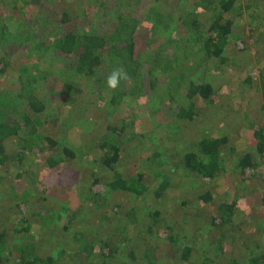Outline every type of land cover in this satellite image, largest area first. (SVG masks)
Instances as JSON below:
<instances>
[{"label": "trees", "instance_id": "trees-1", "mask_svg": "<svg viewBox=\"0 0 264 264\" xmlns=\"http://www.w3.org/2000/svg\"><path fill=\"white\" fill-rule=\"evenodd\" d=\"M0 1V168L6 171L12 162L23 163L27 153H37L46 173L55 172L54 184L43 183L51 186L42 191L36 182L44 179V172L33 170L36 179L28 183L21 181V174L10 178L0 174L1 186H16L17 180L22 186V193L6 187L0 192V264H161L155 248L160 243L165 254L169 251L172 264H264V250L258 247L236 256L225 250V244L231 241L225 233H219L204 247L197 232L191 233L186 227L194 216L189 211L192 204L201 210L209 207L216 227L230 225L234 203L219 202L199 185L204 178L213 181L224 174L226 135L201 136L179 152H167V142L154 146V152L139 158L144 163L142 170L103 181L102 192L92 189L98 171L114 170L127 158L122 151L124 127H117L109 121L111 117H106L101 132L89 134L79 146L69 144L64 135L74 126H96L84 116L72 114L74 104L84 107L95 102L91 104L98 110L111 114L110 110L123 100L134 102L139 96H148L157 87L160 74L177 68L179 90L170 97L181 96L176 116L184 122L197 118L201 113L198 103L213 102L220 95V86L202 81L200 60L212 56L225 62L234 24L232 15L240 7L238 0H202L204 6L195 12L180 10L186 3L180 0L173 18L166 0H109L113 5L109 9L108 0H68L88 21L73 17L68 8L60 13L52 9L63 6L66 0H41V6L36 7L30 0ZM28 8L32 10L27 13ZM24 16L32 21L25 35L18 30ZM139 29L146 39L145 49L136 52L134 38ZM32 30L38 31L40 41ZM8 51L22 52L28 58L35 55L37 62L47 60L48 65L43 61L35 62L38 67L32 65L38 72L52 71L50 75L57 82L47 83L46 74L39 78L24 65L16 72L9 65L12 57ZM174 63L176 66L171 67ZM43 64L45 70L41 69ZM114 68H123L129 76L116 90L106 84ZM260 76L264 98V73ZM137 79L146 83L136 81L132 87ZM244 82L249 84L251 77L247 75ZM44 129L56 130L57 136L48 135ZM253 135L255 150L262 154L264 129L258 127ZM60 143L63 147L58 154L52 148ZM139 149L146 151L148 147L142 144ZM248 159L243 161V168L254 166ZM86 166L92 180L80 177ZM43 181L48 182L49 177ZM182 182L188 186L191 200L180 197L185 190ZM176 188L181 190L172 199ZM118 193L128 194L134 201L115 203L113 197ZM260 203L264 209V194ZM140 210L148 217L145 224L140 223ZM92 223L98 227L92 229ZM78 224L85 225L82 232L77 230ZM246 241L258 245L247 236ZM52 243L54 246L49 245Z\"/></svg>", "mask_w": 264, "mask_h": 264}, {"label": "rangeland", "instance_id": "rangeland-1", "mask_svg": "<svg viewBox=\"0 0 264 264\" xmlns=\"http://www.w3.org/2000/svg\"><path fill=\"white\" fill-rule=\"evenodd\" d=\"M30 1L32 6H41L39 4L42 2L41 0ZM166 1L168 13L172 15V18L177 16L179 9L175 8V4L180 0ZM181 1H186L182 9H180L184 12H195L196 8L200 7V5L204 6V4H201L202 0ZM238 3L240 7L232 15L234 16V24L232 26V37L226 46L225 62H219L212 56H202L203 59L200 60L202 64L200 65L198 73L202 81H209L215 87L220 86V95L213 102L205 101L201 104L198 103L201 108V113L197 118L184 122L180 121L176 116L177 108L180 105L177 99L181 96L179 94L176 96V99H171L170 97L171 95L177 94L179 90L176 79L178 78L177 72H179V68H177L160 74L156 83L157 87L153 91H150L148 96L144 94L145 96H139L134 102L127 99V101L123 100L117 104L112 111L110 110L112 115L98 110L97 107L92 105L95 102H88V105L86 102H83L86 104L84 107H79L80 104H74L71 110L72 114L80 118L84 116L88 121L94 122L96 126L94 127L90 123L88 127L87 125L84 127L74 126L73 129H69L64 134L68 137L69 140L67 142L69 144L79 146L82 142L85 143L87 141V138L90 137L89 134H95L99 130L101 132V124H104L106 117H111L109 121H112L117 127H124L123 135L125 134V136H123V142L125 144L123 145L122 151L127 158L121 161L114 170H106L104 168L98 171L99 173L96 174L98 180L93 184L92 189L100 192L105 190L103 181L115 175H129L134 170H142L144 163H141L139 158L145 156L147 153L154 152V146H161L167 142L170 143L169 145L166 143L167 148L170 149L167 152H179L186 145H190L192 141H197L201 136L208 134L211 136L226 135L227 145L222 153V159L225 164L224 174L218 176L213 181H208L204 178L205 182L201 181L199 185L209 190L214 198L219 199V202L234 203L230 225L223 228L216 227L213 224V219H211L213 212L209 207H203L201 210L198 206L192 204L189 211L194 216L186 224V227L191 233L197 232L204 247L213 239H216L219 233H225L231 239V241H227L225 244V250L236 256L254 247H258L259 250H264V209L260 203V198L264 194V152L261 154L255 150V139L253 135V131L258 127L264 129V98L260 90L262 84L260 74L264 73V69H262L264 66V0H238ZM107 4V9L113 7L109 0L106 2ZM74 5L73 2L66 0L63 6H54L52 9L60 13L62 9L68 8L66 10H69L73 17L79 20L81 18L87 20L82 13H78L79 10L78 12L73 10L75 8H72ZM28 10L31 11L32 8H28L27 13ZM11 11L13 13L12 8ZM85 15L92 18L87 12ZM202 15L200 14L199 16L201 17ZM29 23H32V21L26 19L24 16V21L18 25L19 32L25 35L27 33L26 28H28L27 24ZM32 33L40 41L38 31L32 30ZM137 33L138 36L134 38L136 44L135 49L136 52H141V50L145 49L144 41L146 39L140 29ZM9 53L8 51V56L11 55L12 57L9 65L10 67L16 68V72L19 71L21 65H24L29 69L30 73L37 75L39 78L43 74H46L47 83L57 82L50 75L52 73L51 70L48 73L37 71L36 67L38 66L35 62L41 64L43 61L47 64V60L38 59L40 62H37L35 55H31L33 58H28L22 52ZM64 59L66 62H69V59L66 57ZM46 64H43L42 70H45V67H47ZM174 65L175 63L171 64V67L176 66ZM190 74L192 75V71ZM247 75L251 77L249 84H245L244 82ZM99 76L97 75L96 78ZM96 78L91 79V82ZM51 80L52 82H50ZM136 81L146 83L143 79H137L132 87L136 85ZM182 86L184 87V83ZM12 89L14 90L15 87L12 86ZM122 89H125V87ZM22 92L20 91V93ZM143 92L145 91H142V94ZM163 125H166V127H163ZM163 128L169 131L163 130ZM45 131L48 135L57 136V132L54 129H44ZM120 134L122 135V133ZM167 138L169 139L168 141ZM142 144H146L148 150H140L139 148ZM62 147L63 145L60 143L58 146L52 148V150L59 154L61 153ZM138 150L142 153L139 154ZM126 151L129 152L126 153ZM43 153L47 154L46 151H43ZM37 156V153H27L23 159V163L21 162L22 164L12 162L10 164L11 167H8L6 171L0 168V174L6 175L8 178L15 176V174H21V177H19L21 181L28 183L36 179L33 176V170L36 173L44 172L45 177H49V181L44 182L45 177L43 180L40 178L39 183L36 182V187L41 191L45 188L48 189L51 185L47 186L45 184L53 183L55 172L54 170H48L46 173V167L43 163L38 162L37 159L39 158ZM248 157H250L254 166H246L243 168V161L249 160ZM89 160V157L85 159L86 165L89 163ZM167 166V164L164 165L165 168ZM86 167L87 169L80 172V177L90 178L88 180H92L90 171L88 170L90 167ZM21 181L17 180L16 186L13 184V186L9 187L5 183L3 186L0 185V192H4L6 187L16 194L18 192L22 193V186H19V182ZM61 181V179H58L59 183ZM190 181V179H187L188 183ZM10 182L12 183L11 179ZM43 183L45 184L43 185ZM181 185L184 186L185 190L180 193V197L191 200L192 194L188 192V186L183 184V182ZM185 187H187V190ZM180 190V188H176L171 198L173 199L175 194L178 195ZM8 194L6 196L10 198L11 194ZM127 195L123 193L115 194L113 201L115 203H131V201H134L131 196ZM149 202L152 203L148 200V205H150ZM7 203H10V200ZM138 215L140 223L145 224L148 222V217L144 210H140ZM76 219H79V216H76ZM95 223H92V229L98 227ZM113 223H115V218L113 219ZM84 227L85 225H76L77 230L81 232L84 230ZM162 231L160 232L161 235L163 234ZM231 236L234 240H232ZM246 236L249 237V240L258 242V245H254V243L250 244V242L246 241ZM75 243L72 246L78 248ZM49 245L54 246L53 243ZM50 248L48 247L45 250H49ZM155 248L157 249L156 255L158 256L159 263L172 264L171 259L167 255L169 251L166 254L163 252L164 248L162 243L156 245ZM140 253L141 250H139ZM138 264L140 263L138 262ZM188 264H195V262Z\"/></svg>", "mask_w": 264, "mask_h": 264}, {"label": "clouds", "instance_id": "clouds-1", "mask_svg": "<svg viewBox=\"0 0 264 264\" xmlns=\"http://www.w3.org/2000/svg\"><path fill=\"white\" fill-rule=\"evenodd\" d=\"M128 74L123 68H114L106 78V84L109 89L116 90L119 88L121 81H127Z\"/></svg>", "mask_w": 264, "mask_h": 264}]
</instances>
